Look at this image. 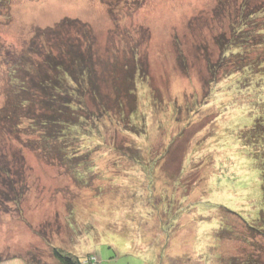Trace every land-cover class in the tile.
Here are the masks:
<instances>
[{"label": "rangeland", "instance_id": "374dc122", "mask_svg": "<svg viewBox=\"0 0 264 264\" xmlns=\"http://www.w3.org/2000/svg\"><path fill=\"white\" fill-rule=\"evenodd\" d=\"M240 1L11 0L3 8L0 264H60L53 246L94 264H264L260 152L241 140L256 116L264 120V79L248 90L251 80L237 81L245 73L225 74L231 64L216 79L209 67ZM64 19L77 22L59 25ZM55 28L61 42L35 38ZM34 39L55 54L74 39L95 57L94 119L68 137L66 160L45 149L24 111L14 121L3 114L15 102L6 61L30 52Z\"/></svg>", "mask_w": 264, "mask_h": 264}, {"label": "trees", "instance_id": "16d2710c", "mask_svg": "<svg viewBox=\"0 0 264 264\" xmlns=\"http://www.w3.org/2000/svg\"><path fill=\"white\" fill-rule=\"evenodd\" d=\"M10 2L11 0H0V14L3 13V8L8 9L10 7ZM238 12L231 23L229 36L223 32L217 37L222 52L216 63L211 62L209 64L211 74L216 79L218 73L231 64L232 67L229 70L227 69L225 74L245 73L242 78L237 77L238 84H241L243 79L248 82L252 81L257 75L263 80L264 52L259 48L264 45V22L261 23L258 19L264 18V2L253 4L251 0H241ZM76 22L75 20L64 19L59 25H66L65 23L75 25ZM36 33V39L47 37L43 40L59 42L64 40L58 38V28L43 32V35L40 34L39 29ZM82 33L84 36L86 35L85 29H82ZM52 34H55V36H52ZM36 39L32 41L30 52L24 50L21 56L11 59L12 62L6 61L13 82L15 102L12 113L7 111L3 114L8 118L13 117L14 121L19 117L15 118L17 113L21 110L24 111L26 117L34 120L33 129L42 131L43 141L48 139L45 149L47 150L46 147L51 145L48 150L54 149L62 160H66L69 156L68 150L74 146L67 142H69V139L75 138L80 132L79 124L83 123L84 120L92 123L94 119L87 112V97L91 96L94 102L99 101L100 87L99 77L95 73V57L90 51V45L88 50L82 49L79 42L74 41V39H69L65 48L62 44L58 46L60 49L57 54L52 52L43 53L42 49L37 46ZM86 40V43H88L89 39ZM254 49L260 52H256L252 58H249L247 51L250 53ZM33 55H39L41 57L40 61L35 59ZM137 64L134 69H138L139 76L135 78H139L143 73V66L140 63ZM134 75L132 74L133 82H135ZM249 84L246 86L247 84L244 83L248 90L253 88L254 85L257 88L260 86H258V81L256 83L252 81ZM36 103L38 106L40 104L39 111L36 107L34 109ZM34 110H36L35 113ZM138 113L139 111L135 109L131 115L135 118L139 115ZM138 120H140V117L134 119L136 122ZM68 137L70 138L68 139ZM64 139L66 140L63 141ZM241 140L244 145L259 149L260 153L254 152V154L261 160V175L264 181V120L256 116L252 126L241 130ZM53 141L58 142L55 148L52 147ZM78 175L82 180H85V172L80 171ZM53 253L60 264L95 263L92 255L85 258H83L84 256L79 257L58 246H53Z\"/></svg>", "mask_w": 264, "mask_h": 264}]
</instances>
